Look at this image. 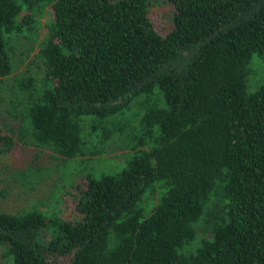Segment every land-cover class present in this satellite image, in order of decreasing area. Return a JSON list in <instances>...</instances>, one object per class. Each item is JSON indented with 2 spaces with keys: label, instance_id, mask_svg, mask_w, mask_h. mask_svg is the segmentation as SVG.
Segmentation results:
<instances>
[{
  "label": "trees",
  "instance_id": "trees-1",
  "mask_svg": "<svg viewBox=\"0 0 264 264\" xmlns=\"http://www.w3.org/2000/svg\"><path fill=\"white\" fill-rule=\"evenodd\" d=\"M19 34L36 51L3 95ZM253 56L264 0H0V151L33 147L28 186L75 177L49 213L0 212L1 264H264ZM90 134H118L123 165L88 166Z\"/></svg>",
  "mask_w": 264,
  "mask_h": 264
},
{
  "label": "rangeland",
  "instance_id": "rangeland-1",
  "mask_svg": "<svg viewBox=\"0 0 264 264\" xmlns=\"http://www.w3.org/2000/svg\"><path fill=\"white\" fill-rule=\"evenodd\" d=\"M39 38H41V34L39 35ZM11 42L14 50V63L11 76L2 78L4 81L3 83L0 82L3 85V95H5L7 87L10 86V80L13 76L16 73H20L24 67L29 66L30 57H32L31 55H34V52L36 51V46L33 45L26 57V49H28V46L32 45L27 36L19 34L16 37H13ZM250 68L251 71H253V75L250 77L251 79L255 80L264 78V57L260 58L258 56H253ZM3 107L4 102L0 104V131L8 134L9 129L7 128L14 126L15 120L2 111ZM116 119L117 118H115V120ZM88 120L89 119H85V123L89 122ZM90 135L88 138L90 141H93V146L98 148L99 153L96 156L92 155L91 158L89 157L92 159V162H87L88 166H93L97 171H106L123 165L128 149L123 147L122 143H119L118 134H114L112 140L109 139L107 143L102 144L98 143L95 134ZM24 147L27 149L15 148L13 153L0 151V212L16 214L35 207L49 213V211L56 206L54 201L60 196L59 190L61 189V185L66 184L68 179L75 178L74 176H71V173H74V165L73 167H67L66 169L60 170L62 178L57 177L56 173L59 172L54 170L49 178H43L38 184L28 186V184L22 182L19 174L14 172L15 165L19 164L18 161L24 158L25 155H30L31 152L33 153L34 151L32 146ZM44 153H49L48 149L45 148L38 150V154H35L34 158L38 157L40 154L42 157ZM68 184H66V186ZM50 196H52L51 199H49Z\"/></svg>",
  "mask_w": 264,
  "mask_h": 264
}]
</instances>
